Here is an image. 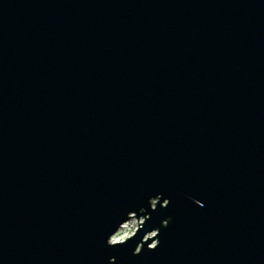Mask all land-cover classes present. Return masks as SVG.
<instances>
[{"label":"water","instance_id":"95a60500","mask_svg":"<svg viewBox=\"0 0 264 264\" xmlns=\"http://www.w3.org/2000/svg\"><path fill=\"white\" fill-rule=\"evenodd\" d=\"M0 264H264V0H0Z\"/></svg>","mask_w":264,"mask_h":264},{"label":"rangeland","instance_id":"374dc122","mask_svg":"<svg viewBox=\"0 0 264 264\" xmlns=\"http://www.w3.org/2000/svg\"><path fill=\"white\" fill-rule=\"evenodd\" d=\"M143 221H144V217H139V223H143ZM124 225H126V228L123 229L122 231L119 230L113 236V238L116 236L117 240H121V239L126 240L127 237H131L133 234H135L136 230L138 229V218L135 217V215H133L132 218H130V220L127 223H125Z\"/></svg>","mask_w":264,"mask_h":264},{"label":"bare ground","instance_id":"6f19581e","mask_svg":"<svg viewBox=\"0 0 264 264\" xmlns=\"http://www.w3.org/2000/svg\"><path fill=\"white\" fill-rule=\"evenodd\" d=\"M126 228V225H123L121 228H120V230L122 231L123 229H125ZM129 237H127L126 239H128ZM123 240H125V239H121V240H117L116 239V236L113 238V241L114 242H121V241H123Z\"/></svg>","mask_w":264,"mask_h":264}]
</instances>
